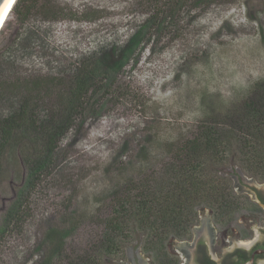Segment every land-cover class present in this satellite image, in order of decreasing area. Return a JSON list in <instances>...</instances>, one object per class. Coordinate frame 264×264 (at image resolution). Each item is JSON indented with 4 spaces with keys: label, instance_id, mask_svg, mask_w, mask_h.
I'll use <instances>...</instances> for the list:
<instances>
[{
    "label": "rangeland",
    "instance_id": "374dc122",
    "mask_svg": "<svg viewBox=\"0 0 264 264\" xmlns=\"http://www.w3.org/2000/svg\"><path fill=\"white\" fill-rule=\"evenodd\" d=\"M48 2L57 17L43 13L40 4ZM196 3L41 0L26 20L13 11L0 32V120L20 106L25 94L10 84L55 77L57 84L43 85L33 102L40 118H47L82 62L120 50L151 16L158 22L148 29L145 45L105 80L63 138L52 171L30 194L21 227L0 234V264H79L86 256H94L98 264H140L138 256L149 255L138 232L124 237L119 251L103 250L108 219L137 192L136 184L167 180L165 165L173 160L174 150L202 124L216 118L228 128V111L242 107L264 84V0ZM61 26L63 44L55 37ZM50 36L55 42L47 48ZM37 54L43 59L39 66L18 63ZM156 62L163 69L153 72ZM110 119L104 131L102 123ZM243 136L240 130L232 134L230 150L237 154L217 173L230 177L239 195L252 193L249 188L264 193V180L243 161ZM5 154L0 155V230L29 174L17 152L9 149ZM201 208L198 222L208 214ZM236 212L231 227L244 228L250 211L245 207ZM178 239H172L174 247Z\"/></svg>",
    "mask_w": 264,
    "mask_h": 264
},
{
    "label": "trees",
    "instance_id": "16d2710c",
    "mask_svg": "<svg viewBox=\"0 0 264 264\" xmlns=\"http://www.w3.org/2000/svg\"><path fill=\"white\" fill-rule=\"evenodd\" d=\"M212 0H197L203 6ZM41 0H16L0 32L12 17L13 11L21 20H26ZM46 16L57 17V10L50 3L40 4ZM155 15L133 34L127 44L117 52L104 51L102 56L87 58L78 66L66 87L59 91L56 109L47 118H40L33 102L43 85H56L55 77H37L33 80L12 83L10 87L23 90L20 106L9 116L0 120V155L17 152L29 170L28 179L20 194L9 208L0 234L18 229L26 218L30 194L43 175L52 171L57 151L63 138L77 125V118L88 110L91 99L105 87L106 81L118 73L149 40L148 29L157 24ZM32 27V26H31ZM40 30V26H35ZM55 37L66 38L64 27H58ZM53 38L46 39L51 48ZM35 49L38 43L33 42ZM37 52V51H36ZM34 52V53H36ZM31 56L20 64L39 66L43 59ZM7 58V57H6ZM12 59V57H8ZM163 69L161 62L152 65ZM150 78H152L150 76ZM20 92V91H19ZM85 115H83L84 117ZM230 126H220L222 120L212 119L201 125L199 131L186 139L174 150L173 160L165 165L167 180L151 185L136 184L135 194L120 203L115 214L108 219L103 250L119 251L120 245L133 232L143 235L144 246L152 254L154 264H176L170 254L169 243L174 238H183L192 232L198 222L202 207L212 209L215 218L226 224L234 218L246 202L233 190L232 180L219 175L218 167L231 161L237 153L230 150V138L237 130L244 135L243 161L260 179L264 180V84L257 86L239 109L226 114ZM84 120L86 118H83ZM111 119L102 123L103 130L111 126ZM37 143V145L35 144ZM27 146L31 151L24 150ZM211 171H215L214 174ZM134 189V188H133ZM131 199V200H130ZM119 237H123L122 241ZM79 264H98L95 257L86 256Z\"/></svg>",
    "mask_w": 264,
    "mask_h": 264
},
{
    "label": "flooded vegetation",
    "instance_id": "af4514ba",
    "mask_svg": "<svg viewBox=\"0 0 264 264\" xmlns=\"http://www.w3.org/2000/svg\"><path fill=\"white\" fill-rule=\"evenodd\" d=\"M235 175L241 180L240 174ZM248 190L252 193L240 195L247 200L241 209L250 211L249 224L239 229L231 227L237 216L220 227L224 223L215 218L212 209L205 208L208 214L192 227L196 236L191 232L178 239L177 247L172 240L169 243L176 264H264V193L257 188ZM148 254L138 256L140 264H154L152 254Z\"/></svg>",
    "mask_w": 264,
    "mask_h": 264
},
{
    "label": "bare ground",
    "instance_id": "6f19581e",
    "mask_svg": "<svg viewBox=\"0 0 264 264\" xmlns=\"http://www.w3.org/2000/svg\"><path fill=\"white\" fill-rule=\"evenodd\" d=\"M15 2H16V0H9L8 1L7 5H6V8H5L4 12H3V15H2V17L0 19V30H1L2 26L4 25L7 17L9 16V14H10V12H11L14 4H15Z\"/></svg>",
    "mask_w": 264,
    "mask_h": 264
},
{
    "label": "water",
    "instance_id": "95a60500",
    "mask_svg": "<svg viewBox=\"0 0 264 264\" xmlns=\"http://www.w3.org/2000/svg\"><path fill=\"white\" fill-rule=\"evenodd\" d=\"M8 1L9 0H0V19H1L2 15H3V12H4L5 8H6V5H7Z\"/></svg>",
    "mask_w": 264,
    "mask_h": 264
}]
</instances>
